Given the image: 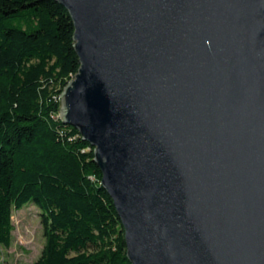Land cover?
I'll return each mask as SVG.
<instances>
[{
  "label": "water",
  "instance_id": "water-1",
  "mask_svg": "<svg viewBox=\"0 0 264 264\" xmlns=\"http://www.w3.org/2000/svg\"><path fill=\"white\" fill-rule=\"evenodd\" d=\"M130 264H264V0H55Z\"/></svg>",
  "mask_w": 264,
  "mask_h": 264
},
{
  "label": "trees",
  "instance_id": "trees-1",
  "mask_svg": "<svg viewBox=\"0 0 264 264\" xmlns=\"http://www.w3.org/2000/svg\"><path fill=\"white\" fill-rule=\"evenodd\" d=\"M73 25L55 0H0V247L12 212H40L44 245L32 264H130L93 148L59 119L77 74Z\"/></svg>",
  "mask_w": 264,
  "mask_h": 264
},
{
  "label": "rangeland",
  "instance_id": "rangeland-1",
  "mask_svg": "<svg viewBox=\"0 0 264 264\" xmlns=\"http://www.w3.org/2000/svg\"><path fill=\"white\" fill-rule=\"evenodd\" d=\"M39 214L33 204L12 212V243L8 249L0 247V264H32L37 260L44 245Z\"/></svg>",
  "mask_w": 264,
  "mask_h": 264
}]
</instances>
